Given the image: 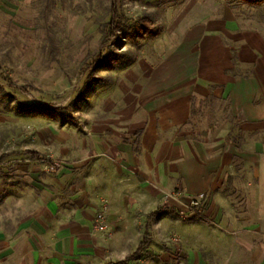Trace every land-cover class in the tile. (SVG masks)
<instances>
[{
	"label": "crops",
	"instance_id": "0c3cea01",
	"mask_svg": "<svg viewBox=\"0 0 264 264\" xmlns=\"http://www.w3.org/2000/svg\"><path fill=\"white\" fill-rule=\"evenodd\" d=\"M251 21L227 7L162 33L157 56L113 86L89 156L58 174L59 187L72 183L71 212L64 193L43 190L3 255L17 264H264V23ZM200 193V219H149L160 208L186 212ZM104 203L111 236L94 229ZM147 223L151 241L137 253ZM169 233L181 242L153 250Z\"/></svg>",
	"mask_w": 264,
	"mask_h": 264
},
{
	"label": "rangeland",
	"instance_id": "374dc122",
	"mask_svg": "<svg viewBox=\"0 0 264 264\" xmlns=\"http://www.w3.org/2000/svg\"><path fill=\"white\" fill-rule=\"evenodd\" d=\"M110 7L111 0H0V264H17L3 252L43 190L64 193L63 206L71 212L72 183L59 187L58 174L75 171L74 162L89 156L91 125L106 122L113 86L157 56L162 33L227 7L241 20L250 18L252 26L264 23V0H117L122 27L104 44ZM19 104L47 111L21 113ZM59 107L65 117L49 114ZM26 149L42 157L31 158ZM169 234L164 243L152 242L153 250L175 237L181 242Z\"/></svg>",
	"mask_w": 264,
	"mask_h": 264
},
{
	"label": "trees",
	"instance_id": "16d2710c",
	"mask_svg": "<svg viewBox=\"0 0 264 264\" xmlns=\"http://www.w3.org/2000/svg\"><path fill=\"white\" fill-rule=\"evenodd\" d=\"M249 1H251V0H249ZM116 5H117V0H111L110 10L112 12L113 18H112V21H110L107 24L108 32H107L106 38L103 40L104 44H106L112 37L116 36L117 32L122 27V15L119 14L118 9L116 8ZM141 21L143 23L141 25L144 27L143 29H145V30L149 29L146 17H143L141 19ZM143 29H141V30H143ZM106 59H107V57L103 56L100 59L101 62L99 64L105 65ZM18 111L21 113L31 114V113H37V112L43 113L44 111H47V110L44 106L38 105V104H19V110ZM62 111H63V108L59 107V108H55V110H49V112H50L49 114H53V116L65 117L62 114ZM67 118L69 121H74V119H75L72 116H67ZM25 153H27L32 158H39L41 156V154L39 152L32 150V149H26ZM199 209H200L199 207H196L194 209V212L189 214L185 219L187 221H194V220L200 219L199 214H198ZM162 211H167L170 213H176L178 216L182 217L181 211H178V210H175L174 208L169 207V208H160L156 213L150 214L149 219L158 215ZM150 241H151L150 226H149V223H147L146 228H145V232H144L142 240L139 244L137 253H142V252L146 251Z\"/></svg>",
	"mask_w": 264,
	"mask_h": 264
},
{
	"label": "built area",
	"instance_id": "2783aa9c",
	"mask_svg": "<svg viewBox=\"0 0 264 264\" xmlns=\"http://www.w3.org/2000/svg\"><path fill=\"white\" fill-rule=\"evenodd\" d=\"M205 198H206V194L205 193H200V194H197V195L193 196L190 199V204H189L188 210L186 212H182V217L186 218L189 214L194 212V209L196 207L201 208L202 203L205 200ZM107 216H108L107 204L104 203L102 205V208L99 209L97 211L96 215H95V218H94V229L98 233H106L109 236H111L112 233L109 230L110 225H109V222L107 220V218H108ZM174 242L176 244H179L180 240L177 237H175L174 238Z\"/></svg>",
	"mask_w": 264,
	"mask_h": 264
}]
</instances>
